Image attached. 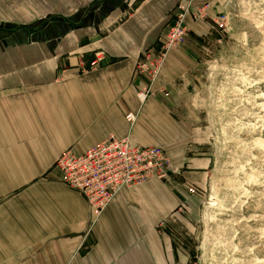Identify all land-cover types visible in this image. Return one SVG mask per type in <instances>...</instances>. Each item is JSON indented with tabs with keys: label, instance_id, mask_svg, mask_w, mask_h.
I'll list each match as a JSON object with an SVG mask.
<instances>
[{
	"label": "crops",
	"instance_id": "crops-1",
	"mask_svg": "<svg viewBox=\"0 0 264 264\" xmlns=\"http://www.w3.org/2000/svg\"><path fill=\"white\" fill-rule=\"evenodd\" d=\"M67 1L31 19L0 10V264H166L170 245L152 230L205 179L208 160L187 154L191 130L174 114L181 49L143 102L134 67L190 0ZM200 21L185 20L189 30ZM108 135L162 147L169 174L122 189L96 215L54 162Z\"/></svg>",
	"mask_w": 264,
	"mask_h": 264
},
{
	"label": "rangeland",
	"instance_id": "rangeland-1",
	"mask_svg": "<svg viewBox=\"0 0 264 264\" xmlns=\"http://www.w3.org/2000/svg\"><path fill=\"white\" fill-rule=\"evenodd\" d=\"M194 1L206 13L177 45L174 114L207 175L152 231L170 245L166 264H264V0ZM67 2L0 0V10L31 19Z\"/></svg>",
	"mask_w": 264,
	"mask_h": 264
},
{
	"label": "built area",
	"instance_id": "built-area-1",
	"mask_svg": "<svg viewBox=\"0 0 264 264\" xmlns=\"http://www.w3.org/2000/svg\"><path fill=\"white\" fill-rule=\"evenodd\" d=\"M206 7H196L190 2L178 3L159 47L141 51L134 67V74L142 81L136 92L140 102L154 93L152 84L168 52L179 45L189 32L186 16L203 18ZM99 60L101 57L97 56L91 63L96 65ZM125 118L133 122L135 116L128 113ZM169 162L160 146L133 145L128 137L108 135L83 153L65 150L56 157L54 165L60 171L62 181L80 192L98 215L122 189L140 185L152 177L167 178Z\"/></svg>",
	"mask_w": 264,
	"mask_h": 264
}]
</instances>
